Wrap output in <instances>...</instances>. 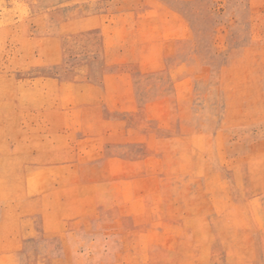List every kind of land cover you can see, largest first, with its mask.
I'll use <instances>...</instances> for the list:
<instances>
[{
	"label": "rangeland",
	"instance_id": "rangeland-1",
	"mask_svg": "<svg viewBox=\"0 0 264 264\" xmlns=\"http://www.w3.org/2000/svg\"><path fill=\"white\" fill-rule=\"evenodd\" d=\"M0 264H264V0H0Z\"/></svg>",
	"mask_w": 264,
	"mask_h": 264
}]
</instances>
